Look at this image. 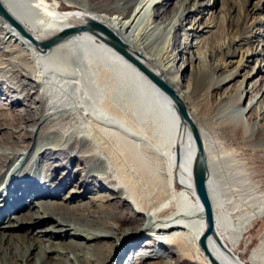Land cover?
<instances>
[{
	"label": "bare ground",
	"instance_id": "bare-ground-1",
	"mask_svg": "<svg viewBox=\"0 0 264 264\" xmlns=\"http://www.w3.org/2000/svg\"><path fill=\"white\" fill-rule=\"evenodd\" d=\"M0 2L25 31L0 13V264H264V245L238 253L264 195L233 155L222 163L241 198H226L218 172L221 138L264 145V21L248 10L237 20L232 4L201 25L196 16L216 6L206 0H85L82 11ZM90 20L184 101L208 162L212 233L193 180L196 140L172 98L100 30L33 42Z\"/></svg>",
	"mask_w": 264,
	"mask_h": 264
},
{
	"label": "rangeland",
	"instance_id": "rangeland-1",
	"mask_svg": "<svg viewBox=\"0 0 264 264\" xmlns=\"http://www.w3.org/2000/svg\"><path fill=\"white\" fill-rule=\"evenodd\" d=\"M51 2H54V0H50ZM60 3V10L61 11H82L83 8L80 6L83 4V1L85 0H74V2L68 1V0H57ZM207 3L211 2L210 6L216 5L214 9L209 10V8L205 9L202 14L199 16H196V19L198 18V21H200L201 25H204L206 23H210V21L214 22H220L228 12V9L231 7V5L239 6L240 12L237 14L236 19H240L243 12L246 10L249 11L250 15L253 13V17L257 21H264V0L262 3V9L259 10V7H257V4L261 3V0H253L248 5V0H206ZM73 3V4H71ZM256 7V8H255ZM174 7H170V15L173 13ZM176 13L174 14L173 18L176 17ZM177 20V18H176ZM187 26L189 27L190 24L188 23ZM221 27L218 29L216 38L212 40L211 44H215L216 42H220L223 40L224 36V27ZM223 37V38H222ZM255 40V39H254ZM256 45V43L254 44ZM245 48V47H244ZM243 54V50H238V54L235 57L234 61H238ZM253 62V63H252ZM250 62L248 64V67L241 71L240 76L238 77V80H242L245 73L251 72V68L255 66L254 61ZM250 68V69H249ZM191 75V71L188 69L184 76V85L188 83ZM258 89H261L264 86V76L259 81ZM196 103L197 105L190 103V108L193 111L198 110V106L204 105V101L201 99H197ZM199 118V117H198ZM202 119V118H201ZM262 123H260V126ZM220 136H223V134H220ZM258 137V136H257ZM256 137V138H257ZM3 142L8 141L10 138V134L7 131H4L3 133ZM256 138L253 143L248 142L246 139H240L233 141L230 138H221L220 141H222V149H220L219 152V158L220 162L218 165V172L222 178L223 185L226 184L227 188H229V193H224L227 199H235L241 198L239 196V193H230L232 190L231 185H229L228 182V169L225 166V162L222 163V160L225 161L227 154L233 155L235 162H234V168L237 169L239 174L245 173L249 175L250 179L252 180V184L257 187L259 195H264V145L260 146L257 145L255 142L257 141ZM254 144V145H253ZM241 172V173H240ZM261 203V202H260ZM260 203L258 204V207L260 206ZM262 245H264V217L261 219L256 220L252 226L249 227L248 232L245 234V237L242 239V243L240 246V249H238V253L241 254L245 259H248L252 256V254L255 252V250H258ZM139 253V251H138ZM166 256V254H164Z\"/></svg>",
	"mask_w": 264,
	"mask_h": 264
},
{
	"label": "water",
	"instance_id": "water-1",
	"mask_svg": "<svg viewBox=\"0 0 264 264\" xmlns=\"http://www.w3.org/2000/svg\"><path fill=\"white\" fill-rule=\"evenodd\" d=\"M0 13L4 15L15 27H17L21 32L25 34V31L21 24L14 20L5 10L2 3L0 2ZM82 30H91V31H102L108 35V41L117 49L119 50L126 58L134 62L145 74L164 92H166L174 101L180 115L188 122L193 132L194 138L197 144V153L195 157V161L193 164V180L196 192L199 194L201 201L205 207V211L207 214V230L206 234L208 235L213 232L214 230V216H213V207L212 202L209 196V190L207 186L208 176H209V168L208 162L206 159V154L204 151V147L202 144L201 136L199 130L189 115L187 107L181 97L175 92V90L160 76H158L155 72L150 70L143 62L137 59L133 54L127 51L125 44L112 32L110 31L105 25L95 21L90 20L86 25H81L78 27H69L66 28L60 36L53 37L41 44L38 41L33 40L36 45L42 46L44 48H48L64 37L80 32ZM201 245L205 248V238L201 239Z\"/></svg>",
	"mask_w": 264,
	"mask_h": 264
}]
</instances>
